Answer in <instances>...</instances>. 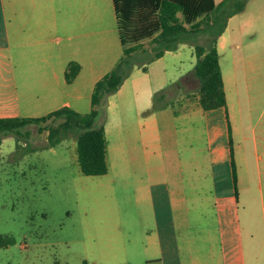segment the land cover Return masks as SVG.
Masks as SVG:
<instances>
[{
	"label": "crops",
	"instance_id": "crops-1",
	"mask_svg": "<svg viewBox=\"0 0 264 264\" xmlns=\"http://www.w3.org/2000/svg\"><path fill=\"white\" fill-rule=\"evenodd\" d=\"M245 9L228 18L217 39L226 107L204 110L196 95L187 110L174 113V108L167 106L147 112L153 103L151 95L166 83L165 56L171 54L176 65L179 50L189 43H180L148 64L137 65L143 74L138 72L134 77L131 71L107 99V109L116 107L113 96L130 90L138 104V129L131 133L132 138L126 136L128 146L131 140L134 142L130 154L125 155L123 135V140L114 146L117 158L105 174L112 167L115 176L128 174L129 180L134 178L136 213L143 225L144 241L135 249L137 260L125 259L121 248L117 249L118 254L107 256L106 261L259 264L264 253V106L258 121H253V106L240 98V84L250 71L259 73L264 34L259 41L243 43V35L261 27L256 18L240 16ZM112 24H116L112 0H0V80L10 78L8 71H1L7 62H48L53 65L52 76L63 84L52 95L55 101L57 94L72 95L74 100L89 95L91 104L95 82L115 62L104 60L108 44L103 32L109 31ZM53 41L65 44L56 48ZM71 61H77L80 69L67 82L64 74ZM183 74L179 72L175 77ZM49 77L44 75L47 81ZM9 97L0 99V116H18V101L24 103L25 111H39L46 103H40L39 93L33 88L19 97L15 94L14 99ZM54 100L44 114L63 105L73 106L71 100L59 104H54ZM177 120L185 129H191V135L179 136V124L173 125ZM107 124H103L106 138ZM198 129L204 132L205 151L194 146L187 151L193 141L201 139ZM108 143L107 139V148ZM116 228L115 240H123V230L118 225Z\"/></svg>",
	"mask_w": 264,
	"mask_h": 264
},
{
	"label": "rangeland",
	"instance_id": "rangeland-1",
	"mask_svg": "<svg viewBox=\"0 0 264 264\" xmlns=\"http://www.w3.org/2000/svg\"><path fill=\"white\" fill-rule=\"evenodd\" d=\"M245 7L240 16L256 18L258 27H261L258 31L255 28V32L243 35L244 44L262 39L264 0H248ZM103 35L104 42L108 44L104 48V60L108 63L115 60L107 69L109 71L123 51L118 41L116 24H112L110 30L103 32ZM199 42L203 43L204 40ZM52 43L57 48L64 41ZM189 44L179 50L180 56L176 65H173L171 54L165 56L164 88L180 79L181 76L175 77L179 72L185 74L193 69L194 63L191 61L195 62L196 56L193 45ZM262 48L263 46L260 47L259 73L250 71L248 78L240 84V98L244 104L251 103L253 106V121H258L257 116L264 106ZM25 50L29 52V49ZM138 50L144 51L142 57L145 59L153 54L154 47L150 41H145ZM116 54H119L118 58ZM179 59L181 62H178ZM149 62L147 59L141 61L142 64ZM141 63L133 66L131 71H134V77L139 73L143 74L142 70L136 68ZM1 71H8L6 75L10 78L0 80V99H7L9 96L14 99L15 94L19 97L33 88L39 93L40 103L46 100L39 111H25L24 103L18 101L17 115L20 117L44 114L54 100V92L63 88V84L52 76L53 65L48 62L21 65L7 62L2 65ZM155 73H158V69ZM44 75L50 76L48 81L44 79ZM197 88L198 82L193 79L181 91H175L172 101L174 110L181 112L194 104ZM133 97L135 98L130 90L113 96L116 107L107 109L106 105L105 111L96 119L98 124L106 121L108 123V166H112L113 160L117 158L114 146L123 140V135L126 157L134 144L131 140L128 146L127 139L129 136L132 138L131 133L138 129L135 114L137 103ZM150 98L153 99V95ZM65 100H71V107L79 112L84 113L91 109L89 95L74 100L72 95L57 94L54 104ZM178 124L180 137L191 135V129H185L178 120L173 125ZM25 129L28 130V135H7L0 145V234L11 240V243L0 247V264H113L106 261V257L118 254L117 249L121 248L120 253L123 250L126 253L125 259L137 260L135 249L143 243L144 234L143 225L141 221L139 223L136 213L138 207L134 194V178L129 180L128 174L123 177L118 174L115 176L112 167L107 174L85 175L78 164L75 133H69L59 143L50 146L44 122L29 124ZM198 132L201 139L193 141L187 151L193 146L200 152L205 151V142L202 139L204 132L202 129H198ZM234 146L236 148L235 142ZM133 153H137V150ZM116 225L124 232L123 240H115ZM259 260V264H264V253Z\"/></svg>",
	"mask_w": 264,
	"mask_h": 264
},
{
	"label": "trees",
	"instance_id": "trees-1",
	"mask_svg": "<svg viewBox=\"0 0 264 264\" xmlns=\"http://www.w3.org/2000/svg\"><path fill=\"white\" fill-rule=\"evenodd\" d=\"M247 1L112 0L123 54L114 67L95 82L91 93V109L82 113L63 105L39 116H0V145L5 136L28 135V130H24L27 125L44 122L50 146L59 143L69 133H75L80 171L85 175L105 174L108 171L107 138L103 122L98 124L96 119L105 111L108 95L120 88L134 65L145 59L152 61L166 50L176 49L180 43L193 45L196 56L193 69L169 86L155 91L152 106L147 112L173 107L175 91H181L193 79L198 82L197 102L202 109L226 107L217 39L225 29L228 18L242 11ZM201 39L203 43L199 42ZM145 41H150L154 52L144 59V51L138 48ZM79 69L77 61L69 62L65 80L71 82ZM179 111L175 110L174 113ZM232 165L235 178L234 160ZM8 243L11 240L0 234V247Z\"/></svg>",
	"mask_w": 264,
	"mask_h": 264
}]
</instances>
